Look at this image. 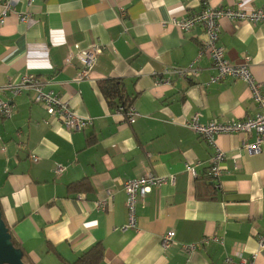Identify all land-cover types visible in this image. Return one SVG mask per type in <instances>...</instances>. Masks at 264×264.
<instances>
[{"label": "crops", "instance_id": "obj_1", "mask_svg": "<svg viewBox=\"0 0 264 264\" xmlns=\"http://www.w3.org/2000/svg\"><path fill=\"white\" fill-rule=\"evenodd\" d=\"M204 3L236 7L235 0L13 2L0 27V87L33 73L45 91L91 119L88 127L68 131L33 102V91H0V99L13 104L12 115L0 118V216L29 264L73 261L97 242L104 247L103 264H225L228 255L238 260L237 250L264 264L256 239L264 230V150L249 154L242 147L243 140H254L253 132L217 134L211 146L187 125L195 114L201 124L253 115L249 87L230 76L209 82L215 71L206 55L196 61L194 78L166 72L197 57L203 27L181 31L173 19L199 12ZM241 7L264 8V0H244ZM25 13L29 17L21 21ZM97 43L104 48L89 76L76 80L78 62L63 67L69 50ZM218 44L232 64L248 58L264 93V22L222 18ZM164 76L169 84H156ZM109 79L122 82L139 113L134 123L104 97L99 84ZM216 148L225 154L218 180L208 178ZM185 164L194 166L195 176ZM57 165L65 169L55 173ZM146 172L167 181L138 201L136 226L125 227L122 182ZM80 180L88 182L81 191L69 188ZM107 191L112 198L106 210H97L95 202ZM168 230L174 243L163 249ZM204 236L219 241L189 255L181 250L180 244Z\"/></svg>", "mask_w": 264, "mask_h": 264}, {"label": "built area", "instance_id": "obj_2", "mask_svg": "<svg viewBox=\"0 0 264 264\" xmlns=\"http://www.w3.org/2000/svg\"><path fill=\"white\" fill-rule=\"evenodd\" d=\"M14 1L21 0H5L2 4V10L0 12V27L4 24L6 15L8 12L14 11ZM244 0H235V8L228 7H213L204 3L203 8L196 13L189 14L181 17L180 19H173V23L181 31H188L196 25H200L204 29L206 38L200 42L197 57L185 68H172L167 70L168 73H174L183 77L194 78L198 75V68L196 67V61L206 55L211 60V67L215 73L210 76L209 82H218L224 78L230 76L242 80L247 84L250 89L251 98L256 105V111L253 115L236 119L230 118L228 120L213 119L205 124H201L198 121V115L195 114L187 125L192 128L195 133L209 145H215V135L217 134H229V133H254V140L248 142L243 140L242 147L249 154H258L264 150V93L261 91L259 82H257L252 76L245 58V63L241 65L232 64L225 55L224 48L218 44V34L220 30V20L226 18L232 21H245V22H264V8H253L251 10H245L241 7ZM29 3V2H28ZM29 15L27 13L20 16L21 21H26ZM104 46L100 43L94 44L87 49H79L76 52L69 50L67 57L64 60L63 67L72 65L73 59H75L80 65V69L76 75V80L86 79L89 76L90 71L94 67L98 55L102 52ZM165 72V73H166ZM156 84H169V77L157 78ZM42 82L33 73H23L16 80L9 81L4 86L0 87V91L8 90L12 96H17L24 91H33V102L40 104L47 115L51 118L59 120L64 128L68 131L82 130L91 124L90 118H84L76 114L69 106L67 101L63 100L60 96L52 91H45L42 86ZM117 112H121L124 115L125 122L132 124L135 122L139 113L135 107L130 105L128 108H124L119 105L116 109ZM13 112V104L10 100L0 99V118L10 117ZM30 158L36 161L38 158L35 155H31ZM234 156V168L237 167L236 159ZM225 159V154L222 150L216 148L215 153L209 160V172L212 178L218 180L222 174L221 164ZM186 170L195 176L196 172L194 166L191 164H185ZM65 169L62 165H57L54 172L60 173ZM173 182V177H170ZM167 180L165 177L153 175L150 172H146L145 175L138 178L126 179L122 182L123 192L125 194V208L127 210L128 222L125 227L136 226V206L139 200L143 201L147 193L152 188L161 186ZM107 196L103 199L95 202L97 210H106L111 198L112 193L107 191ZM80 197V196H78ZM174 231L168 230L161 237V246L163 249L169 248L174 243ZM258 248L264 247V230L261 231L257 237ZM211 240L219 241V238L213 236H204L198 242L180 244L181 250L189 255L195 251L198 246L205 245ZM237 257V261H234L232 256H226L224 258L225 264H255V254L253 253L250 258H244L240 251H235L233 254Z\"/></svg>", "mask_w": 264, "mask_h": 264}, {"label": "trees", "instance_id": "obj_3", "mask_svg": "<svg viewBox=\"0 0 264 264\" xmlns=\"http://www.w3.org/2000/svg\"><path fill=\"white\" fill-rule=\"evenodd\" d=\"M99 85L104 97L109 101L110 105L113 106V109L116 110L119 105H122L125 109L132 105V100L125 96L123 85L120 80L109 79L100 82ZM210 177L211 175L209 174L208 178ZM204 183L207 185V182ZM87 185V181L80 180L78 182L70 184L69 188H71L72 190L81 191L82 188H85ZM11 240L14 246L19 247L13 237ZM103 255L104 247L100 242H97L85 252L76 257V259H74L73 261L62 260V264H103ZM22 260L24 264H29L24 257H22Z\"/></svg>", "mask_w": 264, "mask_h": 264}, {"label": "water", "instance_id": "obj_4", "mask_svg": "<svg viewBox=\"0 0 264 264\" xmlns=\"http://www.w3.org/2000/svg\"><path fill=\"white\" fill-rule=\"evenodd\" d=\"M9 228L0 216V264H24L21 248L14 246Z\"/></svg>", "mask_w": 264, "mask_h": 264}]
</instances>
